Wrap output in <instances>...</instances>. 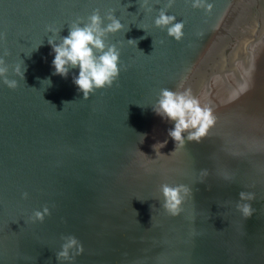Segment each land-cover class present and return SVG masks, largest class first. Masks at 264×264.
<instances>
[{"label": "water", "instance_id": "water-1", "mask_svg": "<svg viewBox=\"0 0 264 264\" xmlns=\"http://www.w3.org/2000/svg\"><path fill=\"white\" fill-rule=\"evenodd\" d=\"M192 2L167 11L184 23L177 42L155 26L167 0L151 13L142 0H0V57L19 85L0 80V264H70L56 258L68 235L85 249L74 264H264V0H209L211 14ZM95 9L124 25L106 40L121 73L84 100L78 67L54 74L47 28L65 37ZM179 85L217 119L203 142L174 152V122L152 107ZM163 183L193 192L179 217L162 207ZM241 191L255 194L247 220ZM45 206L51 215L30 223Z\"/></svg>", "mask_w": 264, "mask_h": 264}, {"label": "clouds", "instance_id": "clouds-1", "mask_svg": "<svg viewBox=\"0 0 264 264\" xmlns=\"http://www.w3.org/2000/svg\"><path fill=\"white\" fill-rule=\"evenodd\" d=\"M152 0H142V7L149 13L153 11ZM175 4V0H167L165 8L159 11L155 19V26L159 29H166L169 37L181 42L184 38V23L177 22L176 17L168 15V9ZM131 6V5H129ZM192 7L204 10L211 14L214 4L209 0H193ZM105 20L108 21L105 24ZM144 31L145 29L142 28ZM47 31L52 33L48 39L55 54L53 60L54 74L67 78L70 69L79 68V75L73 77L74 84L83 93L84 100H88L97 90L111 88L118 81L121 73V51L116 45L106 43L109 35H115L124 31V25L115 16L114 10H109L103 17L100 9H95L87 18V23L82 18L72 22L69 34L60 37L61 30L53 26H48ZM146 32V31H145ZM202 35V34H201ZM59 37V43L55 37ZM141 37L140 39H144ZM3 39H7L6 34ZM129 44L137 45V40H127ZM163 43V42H161ZM42 44V43H41ZM40 44V45H41ZM38 49V47L36 48ZM35 49V50H36ZM9 53L5 52L4 56ZM26 65H15V75L24 79ZM127 71V66L124 67ZM10 66L5 58L0 57V80L9 89L18 88V82L9 78ZM47 81L49 86L51 80ZM172 91L168 88L160 90L157 103L152 107L153 111L167 121L174 122V128L169 129V137L175 141V151L185 147L187 142L201 143L208 137L209 131L216 124V116L210 107L201 105L200 101L192 94L190 89ZM65 104L71 102H64ZM185 133L187 134L185 139ZM167 141L155 144L154 150L165 147ZM161 154V153H160ZM200 176L208 177V170H202ZM223 179L231 181L233 178L228 174H223ZM203 182V179H201ZM159 193L162 196V207L171 217H179L184 211V204L193 197L191 188L184 184L170 185L163 183L159 186ZM24 199H28V193L23 194ZM255 201V194L241 191L239 202L236 204L237 211L242 217L250 219L255 209L252 203ZM50 209L45 206L42 211L36 210L29 218L30 223H43L47 216H50ZM61 251L56 254L60 262H70L74 264L75 258L83 255L85 249L82 243L73 235L63 236Z\"/></svg>", "mask_w": 264, "mask_h": 264}]
</instances>
